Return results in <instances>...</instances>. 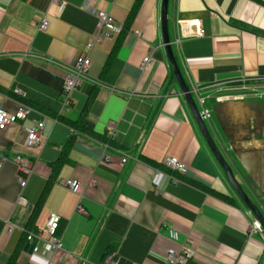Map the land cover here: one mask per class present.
Masks as SVG:
<instances>
[{"label": "crops", "instance_id": "0c3cea01", "mask_svg": "<svg viewBox=\"0 0 264 264\" xmlns=\"http://www.w3.org/2000/svg\"><path fill=\"white\" fill-rule=\"evenodd\" d=\"M62 1L0 0V108H32L29 119L0 130V154L33 167L22 190L15 165L1 168L0 264L11 257L12 264H102L108 254L117 264H164L166 251L184 243L195 251L186 264H264V232L249 234L255 217L209 152L174 79L161 0H141L132 16L135 0ZM85 7L126 28L93 46L88 79L63 108L64 67L96 25ZM42 20L47 26L39 31ZM167 21L181 75L198 109L202 98L211 113V137L264 212V0H168ZM178 22L202 36L181 37ZM36 121L44 122L41 150L24 147L23 128ZM109 124L113 147L130 157L124 164L115 154L108 163L100 159ZM165 157L180 160L186 172H170ZM69 179L80 183L79 194L58 185ZM50 212L61 218L62 251L53 263L39 240L25 239L44 228Z\"/></svg>", "mask_w": 264, "mask_h": 264}, {"label": "built area", "instance_id": "2783aa9c", "mask_svg": "<svg viewBox=\"0 0 264 264\" xmlns=\"http://www.w3.org/2000/svg\"><path fill=\"white\" fill-rule=\"evenodd\" d=\"M52 2L59 7H62L64 4L62 0H52ZM84 9L89 14L94 16L96 19V25L91 40L86 43L83 51L77 56L71 65L64 67L65 76L62 81L61 89V105L63 108L69 107L72 93L88 79V72L91 66L89 54L93 46L113 35H120L123 31V26L116 24L108 12L95 10L90 7H85ZM46 26L47 22L42 20L37 28L39 31H44ZM191 28H194L193 31ZM178 29L180 36L184 38L202 36L201 29L189 22H178ZM135 34L138 35L139 33L135 32ZM149 59V56L143 58L141 68L144 69L147 66ZM197 101L200 106L199 116L204 122H206L210 119L211 113L204 107V99L199 98ZM31 112L32 108L28 106H21L13 113H9L0 108V130L9 125L29 119ZM43 128V121H36L29 127L23 128L25 148H39L41 150L45 146L46 140L42 138ZM114 136L115 126L114 124H109L106 137L113 140L115 138ZM101 149L103 152L100 159L105 163L112 160L113 154L118 156L120 164H124L128 159H130L128 155L114 147H111L108 142L101 143ZM131 159L136 161V158ZM7 161L12 162L15 165L18 174L19 187L20 190H22L25 187L31 172L33 171L32 164L29 160L19 155L8 157L0 154V171L3 164ZM162 164L172 173L183 175L186 172V165L176 158L165 157L162 160ZM168 177L171 183H178V179L174 176L169 175ZM58 185L75 194H79L82 190L80 183L72 179L59 181ZM92 185H94V181L89 183V186ZM17 204L19 206H25L26 200L19 196ZM76 211L80 214H84V208L80 204L77 205ZM262 214L264 217V212H262ZM60 221L61 218L57 214L50 212L47 215L45 226L41 231L26 234V240L37 239L41 242L43 255L50 263H53L55 256L62 251L61 238L58 233ZM6 223L8 224L7 234H9L13 229V225L8 222ZM255 232H262V229L259 222L254 219L249 226V234H253ZM168 236L175 241L178 239L177 233H175L172 229L168 230ZM194 257L195 251L192 246L184 243L180 244L178 248H170L166 251L164 264H186ZM102 264H117L116 256L114 254L106 255Z\"/></svg>", "mask_w": 264, "mask_h": 264}, {"label": "water", "instance_id": "95a60500", "mask_svg": "<svg viewBox=\"0 0 264 264\" xmlns=\"http://www.w3.org/2000/svg\"><path fill=\"white\" fill-rule=\"evenodd\" d=\"M167 8H168V0H161V8H160V28L162 35V43L164 46L165 54L168 62L172 67V73L174 79L179 87L181 94L184 96L185 103L192 115L193 120L195 121L196 127L199 130L209 152L215 159L216 163L219 165L223 173L227 178V182L229 186L232 188L233 192L240 200V202L244 205L246 209H248L251 214L255 217V219L259 222L262 231L264 232V217L262 212L257 208V206L249 199L246 192L243 188L237 183L234 179L233 173L227 162L224 160L223 156L219 152L213 138L211 137L205 122L199 116V109L195 103L193 98V91L190 90L184 79L181 75L179 67L174 58L169 31H168V21H167Z\"/></svg>", "mask_w": 264, "mask_h": 264}, {"label": "trees", "instance_id": "16d2710c", "mask_svg": "<svg viewBox=\"0 0 264 264\" xmlns=\"http://www.w3.org/2000/svg\"><path fill=\"white\" fill-rule=\"evenodd\" d=\"M140 1L141 0H135V2H134V5H133V7H132V10H131V12H130V15L132 16L133 14H134V12H135V10L137 9V7H138V5H139V3H140ZM126 28V26L124 25L123 26V31H122V33L124 32V29ZM108 142L110 145H111V147H113V145H112V140H110V139H108L107 137L105 138L104 137V139L102 140V142ZM63 161V160H62ZM62 161L60 160L59 162H58V164H56L55 165V167L56 168H58L59 166H60V164L62 163ZM28 233V232H27ZM27 233H25V239H26V234ZM12 257L9 259V261L6 263V264H12Z\"/></svg>", "mask_w": 264, "mask_h": 264}, {"label": "rangeland", "instance_id": "374dc122", "mask_svg": "<svg viewBox=\"0 0 264 264\" xmlns=\"http://www.w3.org/2000/svg\"><path fill=\"white\" fill-rule=\"evenodd\" d=\"M263 102V101H262ZM207 126L206 127H208L209 128V123L206 121V123H205Z\"/></svg>", "mask_w": 264, "mask_h": 264}]
</instances>
